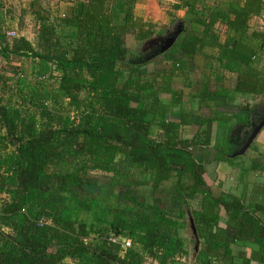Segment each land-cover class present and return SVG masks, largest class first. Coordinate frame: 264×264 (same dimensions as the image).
Listing matches in <instances>:
<instances>
[{
  "label": "trees",
  "instance_id": "trees-1",
  "mask_svg": "<svg viewBox=\"0 0 264 264\" xmlns=\"http://www.w3.org/2000/svg\"><path fill=\"white\" fill-rule=\"evenodd\" d=\"M140 2L24 0L17 17L0 0V264H264V163L254 143L233 156L264 118V0H176L164 25ZM178 20L150 70L128 36ZM221 164L238 189L216 195Z\"/></svg>",
  "mask_w": 264,
  "mask_h": 264
},
{
  "label": "rangeland",
  "instance_id": "rangeland-1",
  "mask_svg": "<svg viewBox=\"0 0 264 264\" xmlns=\"http://www.w3.org/2000/svg\"><path fill=\"white\" fill-rule=\"evenodd\" d=\"M23 1L24 0H6V2L11 4L13 11L17 15V17L21 15V11L24 5ZM44 1L47 2L50 0H44ZM155 2L156 0H151L152 4H154ZM67 6L68 5L66 4L61 5V7H59V11L67 14V12H69V7ZM151 9L153 10V12H156L154 13L155 17L152 19L156 22V24L164 25L168 22V20L162 19L161 8H158L157 6L156 7L152 6ZM18 23L19 22H16L14 25L15 31L17 33L19 32V35L22 34L27 36L29 39H34V33H33L34 31H33V25L31 23V19L27 18L23 27H20ZM257 24L261 28H264V18L258 19ZM166 27H167L166 31L161 37H155L152 40L147 41L145 43L136 41L132 35L128 36L127 38L128 47L134 51V55L139 57L140 60L141 58H143L144 60L153 59L154 56L159 52H162L165 49L170 48L171 46L170 43L181 30L182 23L181 21L178 20L176 24H174L173 26L171 27L166 26ZM162 60L163 57L153 59L149 65V69L152 70V69L164 67L165 64ZM67 110L69 111V108ZM69 112H73V110L70 109ZM253 143L254 146H256L259 151L251 149L249 151L250 153L249 157L255 158L257 159V161L264 163V131L258 134V136L256 137ZM249 161L250 160L246 158V162L249 163ZM256 174L257 176L255 175V173H252V175L250 176V181L253 182L257 180L258 182H264V172H260L259 174L258 173ZM206 179L216 195H219L223 190L236 191V188L238 186L239 170L233 169L227 164H221L220 166H215V167L212 166L209 168ZM95 181L96 179L93 178L92 182ZM91 190H93L95 194L100 196L101 202L106 208H108L111 211H115L118 208L120 204L119 198L121 196V193L116 191L111 186H108L107 183L103 184V181L100 180L99 184L96 187L93 186ZM144 193L146 194V196H149V192L144 191ZM182 234L185 237H187L189 240L193 238V233L189 225L184 231H182ZM193 246L194 244L190 241L191 251L193 250ZM193 259H194L193 252H190V256L187 258V262H192Z\"/></svg>",
  "mask_w": 264,
  "mask_h": 264
},
{
  "label": "crops",
  "instance_id": "crops-1",
  "mask_svg": "<svg viewBox=\"0 0 264 264\" xmlns=\"http://www.w3.org/2000/svg\"><path fill=\"white\" fill-rule=\"evenodd\" d=\"M175 2H176V0H156V2L154 4H152L153 2L151 3V0H141V2L137 6L138 17L140 19L144 20V21L153 22V23L156 24V22L154 20H152L155 17L154 13H156V12H153L151 7L152 6H154V7L157 6L158 8H161L162 19L168 20V18H167V10L170 7V5L174 4ZM66 5H68V4H66ZM67 7H69V11H70L71 10V5H68ZM157 12H158V10H157ZM68 13L69 12H67V14ZM184 14H185L184 11H180L179 12L180 18H182L184 16ZM261 18H264V16H262ZM159 25H162V24H159Z\"/></svg>",
  "mask_w": 264,
  "mask_h": 264
},
{
  "label": "water",
  "instance_id": "water-1",
  "mask_svg": "<svg viewBox=\"0 0 264 264\" xmlns=\"http://www.w3.org/2000/svg\"><path fill=\"white\" fill-rule=\"evenodd\" d=\"M263 128H264V118L257 126H255V128L253 129V132L251 133L249 139L247 140L243 148L239 152L235 153L233 156L244 155L248 151V149L251 147L252 143L254 142V140L256 139V137L262 131Z\"/></svg>",
  "mask_w": 264,
  "mask_h": 264
},
{
  "label": "built area",
  "instance_id": "built-area-1",
  "mask_svg": "<svg viewBox=\"0 0 264 264\" xmlns=\"http://www.w3.org/2000/svg\"><path fill=\"white\" fill-rule=\"evenodd\" d=\"M125 246H126V247H129V246H130V242H128V241L125 242Z\"/></svg>",
  "mask_w": 264,
  "mask_h": 264
}]
</instances>
